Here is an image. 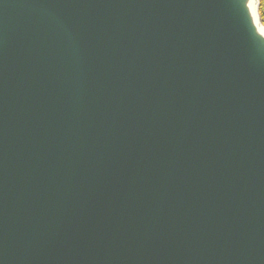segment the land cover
<instances>
[{"label":"water","instance_id":"1","mask_svg":"<svg viewBox=\"0 0 264 264\" xmlns=\"http://www.w3.org/2000/svg\"><path fill=\"white\" fill-rule=\"evenodd\" d=\"M216 0H0V264H264V71Z\"/></svg>","mask_w":264,"mask_h":264},{"label":"bare ground","instance_id":"2","mask_svg":"<svg viewBox=\"0 0 264 264\" xmlns=\"http://www.w3.org/2000/svg\"><path fill=\"white\" fill-rule=\"evenodd\" d=\"M244 49L245 62L254 74L264 71V26L258 0H216Z\"/></svg>","mask_w":264,"mask_h":264},{"label":"trees","instance_id":"3","mask_svg":"<svg viewBox=\"0 0 264 264\" xmlns=\"http://www.w3.org/2000/svg\"><path fill=\"white\" fill-rule=\"evenodd\" d=\"M258 14L261 23L264 25V0H259L258 2Z\"/></svg>","mask_w":264,"mask_h":264},{"label":"rangeland","instance_id":"4","mask_svg":"<svg viewBox=\"0 0 264 264\" xmlns=\"http://www.w3.org/2000/svg\"><path fill=\"white\" fill-rule=\"evenodd\" d=\"M258 2H259V0H258ZM258 16H259V14H258ZM260 23H261V21H260ZM262 24V23H261ZM262 26H264L263 24H262Z\"/></svg>","mask_w":264,"mask_h":264}]
</instances>
